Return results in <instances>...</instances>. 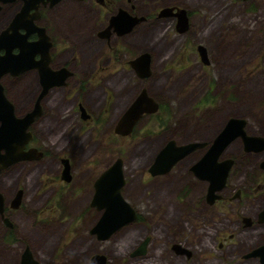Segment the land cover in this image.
<instances>
[{"label": "rangeland", "instance_id": "1", "mask_svg": "<svg viewBox=\"0 0 264 264\" xmlns=\"http://www.w3.org/2000/svg\"><path fill=\"white\" fill-rule=\"evenodd\" d=\"M170 1L196 9L191 37L175 34L169 22L167 38L164 28L152 27L132 38L135 47L116 45L122 57L130 49L133 54L142 48L154 50V74L146 85L163 106L145 116L129 136L116 134L114 128L144 82L125 59H107L114 44L104 45L91 32L89 15L84 19L72 10L68 14L67 7L54 14L51 22L62 33L58 32L59 39L75 46L58 50L63 53L59 63L70 65L75 75L68 87L44 99L46 114L34 127L46 157L12 165L0 175V191L8 202L24 189L22 208L12 210L10 216L19 237L15 249L28 245L43 264H89L95 253L107 254L106 264H261L258 258L242 257L264 240V225L255 221L250 227L242 222L243 216L255 219L264 209L261 154L250 157L240 138L228 146L225 155L237 157V162L221 191L223 198L210 209L204 201L208 184L192 178L187 163L154 178L149 177L148 167L170 138L179 144L211 143L230 116L244 117L249 133L264 135V0ZM137 3L143 11L140 0ZM200 43L208 48L209 64L194 48ZM3 83L17 113L24 114L32 103L34 77L30 74L21 82L4 77ZM80 99L94 113L90 123L77 111ZM63 154L74 161L75 179L67 189L57 179ZM118 157L123 158L127 181L122 193L140 218L100 241L90 232L99 218L91 206L92 180ZM240 189L241 198H235ZM51 208L56 209L53 222ZM49 229L54 231L51 237L45 236ZM172 232L193 249L194 258L182 261L169 254L165 243ZM149 234L158 242L150 247L152 253L133 258L132 250ZM4 236L0 219V264H16L7 243L12 241ZM156 245L161 249L154 252Z\"/></svg>", "mask_w": 264, "mask_h": 264}, {"label": "water", "instance_id": "2", "mask_svg": "<svg viewBox=\"0 0 264 264\" xmlns=\"http://www.w3.org/2000/svg\"><path fill=\"white\" fill-rule=\"evenodd\" d=\"M173 10L172 7H164L160 14L169 15ZM124 11H121V15ZM177 28L179 31H185L189 27V16L185 9H179ZM20 15L16 17L13 24L10 25L9 30L13 33L8 34L9 30L4 31L0 36L5 39H10L9 44L2 45L7 49V53L0 58V174L7 168L15 165L21 161H32L40 159L43 153L38 148L26 149L27 144L32 141L33 134L30 130L36 118L42 115V107L40 99L35 107L20 116L16 113L14 103L6 96L4 92V85L1 82L2 78L10 74L16 76L26 70H31L35 67L33 60L36 48L44 50H37L41 52L46 58L45 65L41 67V78L43 90L41 98L47 93L48 88L57 85L60 86L64 83V79L68 76L66 68H62L57 72H53L51 67L46 65L48 62L49 49L52 45L50 37L42 27L29 29V32L37 30L39 32V39L36 42H27L26 35H17L21 25L17 22ZM116 17L112 20L114 21ZM125 21V20H123ZM28 28V27H27ZM7 33V34H6ZM21 49L20 54H14V48ZM198 54L200 60L209 64L208 48L200 43L198 46ZM130 63L135 68L137 74L142 77H149L151 74V53L146 51L142 52L138 57L131 60ZM55 80H54V79ZM84 111V110H83ZM159 111V102L156 98L152 97L147 88L135 97L132 103L125 109L120 116L118 123L114 128L116 134L124 136L132 135L133 129L138 125L139 119L145 114H155ZM85 117V116H84ZM247 121L244 117L230 116L220 131L212 139L211 143L208 141H196L177 143L175 139L170 138L165 145L157 152L154 161L150 164L149 171L153 176L158 174H166L170 172L173 166L185 157L187 154L193 152L198 148H204L208 145L203 153L201 159L193 164L194 169L199 178L209 182L207 186V200L210 203L217 202L222 198L221 191L226 187L229 179V173L233 167L234 159L231 157L220 159L222 152L234 140L241 138L244 142L246 151L264 152V135L249 134L246 130ZM261 168L264 169V158L260 162ZM123 158L118 157L100 176L95 180V191L91 201V206L96 207L98 210H103L100 218L90 228V232L96 236L100 241L109 239L115 231L123 228L126 224L132 221H137L138 211L122 193V189L126 184L125 169H123ZM64 172L67 171V167ZM65 176V174H64ZM68 180L70 178H67ZM23 189H20L12 201V208H19L22 204ZM5 196L0 191V213L4 212ZM259 222L264 223V209L260 210ZM246 225H251L250 217L243 218ZM10 224L9 219L5 220ZM149 237H145L136 246L131 256L144 255L147 253V246ZM176 247L181 249V252L190 249L175 244ZM243 258H256L259 257L262 264H264V243L258 244L251 251L244 253ZM92 264H105L107 257L105 253L93 254ZM27 262V261H26Z\"/></svg>", "mask_w": 264, "mask_h": 264}, {"label": "flooded vegetation", "instance_id": "3", "mask_svg": "<svg viewBox=\"0 0 264 264\" xmlns=\"http://www.w3.org/2000/svg\"><path fill=\"white\" fill-rule=\"evenodd\" d=\"M250 1H252V0H244L245 3L250 2ZM140 2L144 6L143 11H141V9L140 10L138 9L137 0H0V36L4 31L9 30L10 25H12L14 20L16 19V17L18 15H20L21 17H20L19 21L17 22V24L21 25V27L19 28V32L17 33V35L21 36V35L27 34V38L25 39V40H27V42H29V43L36 42V40L39 39V32L37 30L29 32V29L32 30L35 28V26L44 28L46 33L50 37V42H52V45L49 49L48 62H46V65L50 66L53 72H57L62 68H66L67 72L69 73L68 76L64 79V83L62 85H60V86L53 85V86L49 87L47 93L41 98V92L44 91L43 90V84H42V78H41V67H43V65H45L46 58H44L43 55H41L40 51H37V50H44V49H42V48L37 49L36 48V53L34 54V57H33V60L35 63L34 68H32L31 70H26V71H24V72H22L16 76H11L10 74H7L4 76V77L15 78V79H17V82H21L25 78L29 77V75L31 74L34 77L36 88H35L34 93H33L32 103L29 106V108L25 111V113L32 110L35 107V105L37 104L39 99H40L39 100L40 105L42 107V115L40 117L36 118L35 122L33 123V125L30 128V130L32 131V134H33V139H32V141H30L27 144L26 149L38 148L43 153V156L37 160L21 161V162H36V161H41L46 157L47 152L45 149L42 148L41 144L38 142L37 136H36V131H35L34 127H35V125L40 123V121L43 119V116L46 114L45 113L46 107L44 104V99L46 97H48L52 92L59 90L61 88L63 89V88L68 87L70 85V79L69 78H71L75 75V71L70 70L71 69L70 65H68L67 63H64V62L59 63L63 53L62 52L58 53V50L61 48H70V47H75V46L67 45L65 42H63L58 37V32H59L60 36L62 35V33L59 30H56V26H54L55 22H51V20L52 21L54 20L53 19L54 14L57 13L58 10L62 9L63 7H67L69 9L68 14L71 12L70 10H72V11L77 12L80 16L82 15L84 17V19H87V16L89 15V17H91V19H92V22L90 23L91 32H94L96 34L97 38L103 40L104 45L114 44V50H112V53L109 54L107 59H109V61H112L113 59H116L117 61H121L122 59H125V63H127L129 68H131L132 71L135 72V74L137 75L138 78H141V77L139 76V74H137L135 68L132 66L130 61L135 59L136 57H138V55H140L142 52L148 51L151 53V62H152L153 57H154V50H151L149 48H142L139 53L133 54V49H130L129 51L126 52L127 56L122 57V55H121L122 51H117V49H118L116 46L117 43H126V46H128V47H135V42L133 41L132 38L134 36H136L139 32H141V30L152 29V27H159L162 29L164 28L163 34H164V37L167 38V34H165V32H166L165 27L168 28L167 24L169 22H171V24L173 25L172 30L174 31L175 34L177 33L180 35H184V37L185 36L191 37L190 32L193 31V29H194L193 18L198 14L195 12L196 9H193L190 5H186L183 2L175 3L176 1L171 2L170 0H165L164 2H167V3H163V4L158 2V0H140ZM151 4H153V7H151ZM166 6L172 7L173 10L170 12L169 15H163L162 16L160 14V11ZM179 9H185L186 13H188V16H189V24H188L189 27L185 31H179L177 28V25H176L177 21H178V13L177 12H179ZM121 11H124V13H122L120 15L119 13ZM114 17H116V18L113 21L112 19ZM123 20H125V21H123ZM11 33H13V31L9 30L8 34H11ZM9 42H10L9 38L5 39V38L1 37L0 58L7 53V49L5 47H3L2 45L9 44ZM197 46L194 48H196L197 53H198ZM12 52L14 54H20L21 49L19 47H16L13 49ZM183 57H185L184 53L182 54L181 58L184 59ZM72 60H74L75 63L77 62V64H79V60L77 61V58L74 57V59H72ZM95 64H97V63H95ZM92 73H93V71H92ZM92 73L88 76H92ZM150 74L151 75L149 77H142L141 78V80H142V82H144V84H143V87H141V89L138 91L137 95L143 90V88H147L148 93L151 95L149 87H148V85H146V83L148 81H150V79L152 78V76L154 74L152 65H151V73ZM95 76H96V74H95ZM3 78L1 80L2 83H3ZM3 85H4V83H3ZM81 90L84 91L85 89L83 87H81ZM4 92H5L6 96L14 103L12 98L9 96L8 89L5 87V85H4ZM135 97H134V99H135ZM152 97H154V96H152ZM154 98H156V100L159 102V111L158 112H160L162 107H163L162 102L157 97H154ZM14 105L16 108L15 103H14ZM90 109H91V107L88 106V104L86 103V101L84 99H82L77 104V111L79 110L81 112V114H82L81 117L84 120V122L86 121L87 123H90L93 119H95L94 113ZM158 112H156V113H158ZM16 113H17V108H16ZM24 114H18V115L22 116ZM152 115H154V114H145L142 118L139 119V122L141 120H143L145 116L151 117ZM235 117H238V116H235ZM116 122L118 123V121H116ZM251 133H249V134H251ZM253 134H258V133L253 132ZM240 141H242L241 138H240ZM207 146L208 145L204 146V148L195 149V150H193V152H191V153L187 154L185 157L181 158V160L173 166V168L170 170V172H172L178 166L182 167V165L184 163H187L189 166L188 167L189 175L192 178H194L195 180H198L199 182H201L205 185L209 184V182L207 180L205 181V180H202L201 178H199L196 171L194 169H192L193 164L196 163L203 156V153H204ZM242 148H243L244 152H246L247 154L250 155V157H252L255 154H261L262 157L264 158V152L246 151L243 141H242ZM226 149L222 152L223 154L221 155L220 159H224V158H228V157L233 158L234 159L233 167H234L235 163L237 162V157H233L231 155L226 156L225 155ZM241 156H245V155H241ZM116 159L117 158H115V159L113 158L111 160V163H108L105 166V168L101 169V171H99V173L94 176V178L92 180V182H93V193L95 191V180L100 176V174L102 172L105 171L106 168L111 166V164ZM59 160H61L62 168L59 169L60 173H59L57 179H59L61 181V183L63 184L62 188L67 189L70 185L73 184V181L75 179L74 161L69 155H66V154H63V156H61L59 158ZM66 167H67V171H68L67 173L64 172ZM170 172H168L166 174H158L157 176H153L149 171V177L154 178V177H158L160 175L165 176L167 174H170ZM64 174H65V176H64ZM67 178H70V179L68 180ZM228 181H229V179H228ZM184 186L188 187V184L185 183ZM20 189H23V188H20ZM20 189L17 190V192L15 193V196L17 195V193ZM206 189H207V187H206ZM207 191H208V189H207ZM188 192H189V190H187V188H186V196H187ZM23 195H24V192H23ZM206 195H207V192H206ZM206 195L204 196V201H207V203H208L207 207L210 209V207L214 206L216 202L210 203L207 200ZM15 196L13 197V199L15 198ZM241 196H242V189L237 191L235 198L240 199ZM222 198H223V195H222ZM222 198H220V199H222ZM231 198H233V197H231ZM12 201L13 200L11 199L8 202V200L5 197L4 212L0 213V219L5 225V235L6 236H4V239L12 241V243L7 242L10 245L8 248L12 252H14L15 257H16V264H43L28 245H25L24 247H17L15 249L16 246H14V245L19 242L18 241L19 237L17 235V228L15 226V223L10 218L12 210H15V208L11 207ZM180 202L182 203V199L180 200ZM22 204L20 205L19 208H22ZM19 208H16V209H19ZM95 209L99 212L98 217L100 218V215H101L103 210L102 209L98 210L96 207H95ZM188 210H192V208H189ZM55 212H56V209L51 208L52 222L56 218ZM183 216H184V214L181 215L182 218H183ZM244 217L245 216L242 217V222L246 225V223L243 220ZM6 218L9 219L10 224H8L5 221ZM139 218H140V216L138 215V219ZM250 218H251L252 224L246 225V226H250V227L253 226L255 224V221L264 225V223L259 222V216L258 215L255 219H253L252 217H250ZM133 222L134 221L129 222V223H133ZM38 230L46 231L43 228H38ZM47 231L48 232L45 233L46 234L45 236H48V237H51L52 232L54 233V231H52L50 229ZM118 231H120V229L115 231V233ZM168 236L172 239L165 237V239H163V241L165 243V240L167 238L165 244H166L167 250H168L170 255H172V256H174V257H176L182 261L189 260V259H192L195 257V252L193 251V249H191L186 243H184L181 238H179L176 234H174V232H172V234L169 233ZM147 237H149L150 240H149L147 250H146L147 253L144 255H147V254L150 255L152 253V251L150 250L151 249L150 247L153 244L158 243L156 240L153 241L154 239H153V236L151 234H149V236H147ZM178 243L180 246H182L184 248L186 247L187 249H190L191 250L190 253L188 252V250H185V252H181V249L175 246V244H178ZM262 243H264V240L261 242V244ZM222 244H223V242H221L220 245H222ZM160 249H161V245H156L154 248V252H157V250H160ZM55 252H56V249H55L54 253ZM105 255L107 257V262H108L109 257L107 256V254H105ZM92 256H91V258H92ZM139 256H143V255H138L136 257L132 256V257L138 258ZM91 258L89 259V264H92ZM256 258H258L260 261L259 257H256ZM260 263L262 264L261 261H260ZM45 264H48V263L46 262Z\"/></svg>", "mask_w": 264, "mask_h": 264}]
</instances>
